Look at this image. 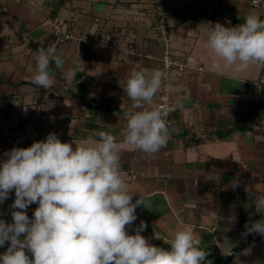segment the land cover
<instances>
[{
	"label": "crops",
	"instance_id": "obj_1",
	"mask_svg": "<svg viewBox=\"0 0 264 264\" xmlns=\"http://www.w3.org/2000/svg\"><path fill=\"white\" fill-rule=\"evenodd\" d=\"M253 1L0 0V161L5 152L29 147L50 132L61 142L79 143L99 131L121 141L132 104L124 92L131 71H162L165 45L154 26L163 5L169 43L189 57L190 69L174 71L167 81L173 109L166 118L167 146L149 155L122 145L126 186L133 202L139 195L146 201L127 230L135 234L143 220L141 235L167 249L173 234L188 228L201 237L211 264H264V237L241 248L257 235H243L246 222L261 219L246 189L264 195V65L234 75L223 61L214 67L207 46L217 23L236 27L233 16L244 21L250 14L264 20V8ZM50 47L59 64L50 62L54 84L43 88L32 82L35 56ZM162 96L161 85L154 106ZM14 200L13 190L0 204V219L7 223Z\"/></svg>",
	"mask_w": 264,
	"mask_h": 264
},
{
	"label": "clouds",
	"instance_id": "obj_2",
	"mask_svg": "<svg viewBox=\"0 0 264 264\" xmlns=\"http://www.w3.org/2000/svg\"><path fill=\"white\" fill-rule=\"evenodd\" d=\"M207 46L214 67L220 68L223 61L234 67V75L252 64L264 65V20L250 14L236 27L217 23ZM52 60L59 64L54 48L38 51L34 84L43 88L54 84ZM164 76L160 70L131 71L124 92L132 104L119 142L107 131L79 143L61 142L50 132L29 147L4 153L0 204L13 190L15 200L10 206L12 223L0 219V247L8 242L0 264H211L193 230H177L167 249L141 235L147 228L143 220L135 234L127 230L137 219L136 208L145 207L146 201L139 195L133 202L134 192L128 190L120 167L121 149L128 145L155 155L167 146L171 137L167 113L153 103ZM238 186L234 180L232 187ZM246 191L261 219L246 222L243 235L264 237V195ZM32 204L38 206L30 219L27 209Z\"/></svg>",
	"mask_w": 264,
	"mask_h": 264
},
{
	"label": "built area",
	"instance_id": "obj_3",
	"mask_svg": "<svg viewBox=\"0 0 264 264\" xmlns=\"http://www.w3.org/2000/svg\"><path fill=\"white\" fill-rule=\"evenodd\" d=\"M253 5L257 8L262 7L264 8V0H254ZM160 12V18L157 21V23L154 26L155 31V37L160 39L163 44L165 45L164 52L161 56V66H162V72L165 74L164 79L162 80V86H163V96L161 97L160 103L158 107L167 113L166 118L170 115V113L173 111V109L170 106V103L168 101V97L166 96V93L168 91V80L172 76V73L174 71H178L180 73H186L188 69H190L189 65V57L182 53H177L173 51L169 40L166 35V22H165V12L163 5H160L159 7ZM72 36L66 35L65 39L68 40ZM198 71H203L202 67L197 68ZM168 125H171V122L166 120ZM3 134L7 140V142L14 147V139L12 133L9 131L8 128H5L3 130ZM35 209H27V214H31L34 212Z\"/></svg>",
	"mask_w": 264,
	"mask_h": 264
},
{
	"label": "trees",
	"instance_id": "obj_4",
	"mask_svg": "<svg viewBox=\"0 0 264 264\" xmlns=\"http://www.w3.org/2000/svg\"><path fill=\"white\" fill-rule=\"evenodd\" d=\"M260 235H255V236H253L251 239H250V241L245 245V246H243V247H241V248H248L249 246H251L252 244H254L255 242H257L259 239H260Z\"/></svg>",
	"mask_w": 264,
	"mask_h": 264
},
{
	"label": "water",
	"instance_id": "obj_5",
	"mask_svg": "<svg viewBox=\"0 0 264 264\" xmlns=\"http://www.w3.org/2000/svg\"><path fill=\"white\" fill-rule=\"evenodd\" d=\"M233 19H234V21H235L236 23H238L239 25H241V24L244 23V21L238 19L236 16H233Z\"/></svg>",
	"mask_w": 264,
	"mask_h": 264
}]
</instances>
